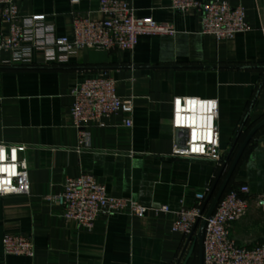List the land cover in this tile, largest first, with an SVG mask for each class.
<instances>
[{
	"label": "crops",
	"instance_id": "crops-1",
	"mask_svg": "<svg viewBox=\"0 0 264 264\" xmlns=\"http://www.w3.org/2000/svg\"><path fill=\"white\" fill-rule=\"evenodd\" d=\"M15 1L22 17L44 15L57 36L72 35L75 13L99 17L98 0L76 6L68 0ZM127 1L136 17L171 23L177 34L141 36L131 51L83 50L59 66H0V143L27 147L30 185L28 196L0 197V264H177L182 253L179 264H198L195 237L188 242L171 226L178 211L194 207L195 195L207 197L217 181L216 193L244 139L264 119V0H222L243 7L249 27L222 42L200 35L198 16L175 13L170 0ZM6 32L0 22V35ZM103 74L114 80L119 97H133L132 127L121 115L111 116L103 126L91 124L86 145L79 146L72 91ZM176 97L217 101L222 162L172 155ZM84 173L110 196L150 211L142 219L123 213L97 218L91 230L77 228L52 197L66 178ZM241 185L249 188L248 209L229 236L252 247L264 243V211L255 204L264 195V126L242 151L223 194ZM162 206L170 213L153 212ZM20 234L33 236L32 258L3 254L2 238Z\"/></svg>",
	"mask_w": 264,
	"mask_h": 264
},
{
	"label": "built area",
	"instance_id": "built-area-1",
	"mask_svg": "<svg viewBox=\"0 0 264 264\" xmlns=\"http://www.w3.org/2000/svg\"><path fill=\"white\" fill-rule=\"evenodd\" d=\"M90 0H68L76 6ZM175 13L193 14L199 18V34L216 42L230 41L249 30L245 10L232 7L222 0H170ZM98 14L75 13L72 35L57 36L44 15L22 17L15 0H0V22L7 26L0 35V66H59L67 63L71 54L83 50L131 51L141 36L177 34L171 23H158L150 17L138 18L127 0H98ZM5 57V59H3ZM70 109L72 124L78 131L79 146L86 145L87 129L91 124L114 115L123 117V124L132 127L133 97H119L115 82L107 74L88 78L72 91ZM171 130L174 134L172 155L178 158L222 162L219 132L215 124L218 103L212 99L176 97L172 100ZM182 130L181 133H179ZM27 147L0 143V197L28 196L30 185L27 162L23 154ZM249 188L241 185L226 192L206 220L202 243V264H264V243L245 247L229 236L232 223L247 212ZM205 193H197L194 207L176 213L171 231L188 238L195 223L204 218ZM65 221L77 228L91 230L99 217L109 218L127 213L142 219L150 211L131 199L114 198L94 176L81 174L64 180L60 193L52 197ZM256 206L264 211V195L255 198ZM155 213H170L167 206L153 209ZM34 238L30 234L5 235L2 251L5 256H34Z\"/></svg>",
	"mask_w": 264,
	"mask_h": 264
},
{
	"label": "water",
	"instance_id": "water-1",
	"mask_svg": "<svg viewBox=\"0 0 264 264\" xmlns=\"http://www.w3.org/2000/svg\"><path fill=\"white\" fill-rule=\"evenodd\" d=\"M262 126H264V119L262 121H260L257 125H255L253 127V129L248 133L246 138L244 139V141L241 144L236 156L232 160L231 165L229 167V170H228L222 184L220 185L219 189L214 194V189H215V186L217 183V181H216L215 184L213 185L212 189L209 191V193H208V195L204 201L203 208H202V210L204 212V218L200 223L198 221L195 223L193 230H192V233L188 237V242L190 241V239L192 237H195V239L197 241L198 264H202V243H203V236H204V229H205V225H206V220L210 217V215L214 211L218 201L220 200V198H221V196H222V194H223V192H224V190L228 184V181H229V179H230V177H231V175H232V173H233V171H234V169H235V167L239 161V158L241 156L242 151L247 146V144L250 142V140L253 138L254 134ZM181 132H182V130L179 133H181ZM233 146H232V148H233ZM231 151H232V149H231ZM231 151L228 153L226 159L223 161V166L226 165V163L228 162ZM219 176H220V174H219ZM219 176H218V178H219ZM207 206H208V208H207V210H205ZM182 256H183V253L181 254L177 264L180 263Z\"/></svg>",
	"mask_w": 264,
	"mask_h": 264
},
{
	"label": "rangeland",
	"instance_id": "rangeland-1",
	"mask_svg": "<svg viewBox=\"0 0 264 264\" xmlns=\"http://www.w3.org/2000/svg\"><path fill=\"white\" fill-rule=\"evenodd\" d=\"M193 249H195L194 251H195V253H194V262H196L197 261V249H196V247H197V245H196V239L194 238V245H193Z\"/></svg>",
	"mask_w": 264,
	"mask_h": 264
},
{
	"label": "trees",
	"instance_id": "trees-1",
	"mask_svg": "<svg viewBox=\"0 0 264 264\" xmlns=\"http://www.w3.org/2000/svg\"><path fill=\"white\" fill-rule=\"evenodd\" d=\"M225 192H226V191H225ZM224 194H225V193H224ZM224 194H223V195H224ZM223 195H222V196H223ZM222 196H221V197H222Z\"/></svg>",
	"mask_w": 264,
	"mask_h": 264
}]
</instances>
